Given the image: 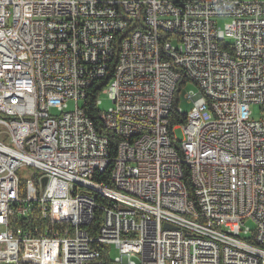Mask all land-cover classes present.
Instances as JSON below:
<instances>
[{
    "label": "built area",
    "instance_id": "2783aa9c",
    "mask_svg": "<svg viewBox=\"0 0 264 264\" xmlns=\"http://www.w3.org/2000/svg\"><path fill=\"white\" fill-rule=\"evenodd\" d=\"M109 67L113 157L84 111ZM33 213L42 227L13 221ZM102 247L111 264H264V0H0V264H103Z\"/></svg>",
    "mask_w": 264,
    "mask_h": 264
},
{
    "label": "trees",
    "instance_id": "16d2710c",
    "mask_svg": "<svg viewBox=\"0 0 264 264\" xmlns=\"http://www.w3.org/2000/svg\"><path fill=\"white\" fill-rule=\"evenodd\" d=\"M111 70L112 67H109V69L107 70V73L105 74V76H103L102 78L95 80L92 85L89 88V92L86 96L85 104H84V111L86 116H88L94 125L95 130L97 131V133L99 134H103L106 135L108 138V143H109V154L111 157L115 156L116 154V146H117V142H118V137H116L112 132L108 131L107 129H105L104 125L102 124L101 120L98 117V111L99 108L95 106V98L99 95V93L108 85V82L110 80V75H111ZM186 81L185 79H182L178 82V89H176L175 91V95H174V99H173V107H175L178 104V96H177V92L180 88V86L182 84H184ZM169 122L170 124H179V123H184V117L183 116H178L174 109L172 108V110L170 111V117H169ZM109 165L107 167V169L105 170V172L102 173H97L95 175V179L97 181H101V182H105L106 184H109L110 182L108 181V171L110 169ZM186 172H184V178L186 180V184L187 186L189 185L187 179H186ZM32 188L36 189L37 188V182L34 180L33 181V185L29 186L28 183H26L25 180L21 179L20 182V195L25 196L27 194V192L32 193ZM15 223H18L19 225L23 226V227H33V226H40L42 227V225L44 224V222H42L41 220H39L35 214H30L29 216H27L26 218H22V217H17L15 215V219L13 220ZM100 222V213L97 212L95 214V219L93 221V223L90 225L89 230H91L92 233H94V231L96 230L98 224ZM101 252H102V261L103 264H111L110 262V258L107 254V248L102 247L101 248Z\"/></svg>",
    "mask_w": 264,
    "mask_h": 264
},
{
    "label": "rangeland",
    "instance_id": "374dc122",
    "mask_svg": "<svg viewBox=\"0 0 264 264\" xmlns=\"http://www.w3.org/2000/svg\"><path fill=\"white\" fill-rule=\"evenodd\" d=\"M228 21H229V18H227V17L218 18L216 20L217 24L220 27H224V24ZM189 90L197 92V87L193 81L187 80L184 84H182V86L180 87V90L178 91V98H179L178 106L182 109V112L184 114L189 113V111L191 109V103L186 101V99L184 98V94ZM98 99L100 100V103L98 104V108L100 110H106L111 105V100H110L108 94L105 92H100L98 95ZM69 106H71V102H69ZM251 109L253 112L252 118L253 119H259V116H260L259 115V105H253V106H251ZM172 138H173L175 143L176 142L180 143L183 141L184 135H183V129H182L181 124H179L177 127H175L172 130ZM29 171H30V167L23 164L18 168L17 173L19 174L21 179L27 181V180H29ZM246 226L250 227L251 229L253 228V225L250 222H246ZM117 254H118V252L116 250H114L113 247H111L110 248V258L112 259ZM132 259L135 260L136 262H138L136 257H132Z\"/></svg>",
    "mask_w": 264,
    "mask_h": 264
},
{
    "label": "bare ground",
    "instance_id": "6f19581e",
    "mask_svg": "<svg viewBox=\"0 0 264 264\" xmlns=\"http://www.w3.org/2000/svg\"><path fill=\"white\" fill-rule=\"evenodd\" d=\"M87 192L92 193V195H100V188L95 184H88Z\"/></svg>",
    "mask_w": 264,
    "mask_h": 264
},
{
    "label": "water",
    "instance_id": "95a60500",
    "mask_svg": "<svg viewBox=\"0 0 264 264\" xmlns=\"http://www.w3.org/2000/svg\"><path fill=\"white\" fill-rule=\"evenodd\" d=\"M166 227H170L169 225L165 224Z\"/></svg>",
    "mask_w": 264,
    "mask_h": 264
}]
</instances>
